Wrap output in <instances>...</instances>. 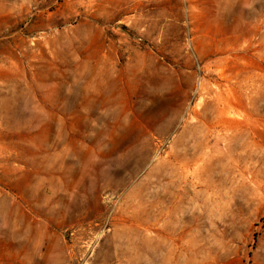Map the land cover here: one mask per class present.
<instances>
[{
    "label": "rangeland",
    "instance_id": "374dc122",
    "mask_svg": "<svg viewBox=\"0 0 264 264\" xmlns=\"http://www.w3.org/2000/svg\"><path fill=\"white\" fill-rule=\"evenodd\" d=\"M0 264H264V0H0Z\"/></svg>",
    "mask_w": 264,
    "mask_h": 264
}]
</instances>
